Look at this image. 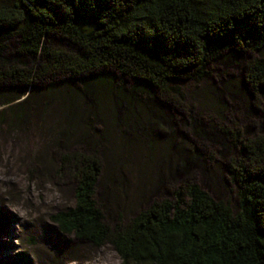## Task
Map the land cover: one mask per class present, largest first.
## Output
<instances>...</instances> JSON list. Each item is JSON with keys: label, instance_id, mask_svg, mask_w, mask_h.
Wrapping results in <instances>:
<instances>
[{"label": "trees", "instance_id": "trees-1", "mask_svg": "<svg viewBox=\"0 0 264 264\" xmlns=\"http://www.w3.org/2000/svg\"><path fill=\"white\" fill-rule=\"evenodd\" d=\"M263 49L264 0H0V95L9 96L4 104L17 122L30 95L63 88L68 95H92L91 85L106 74L122 82L123 92L131 83L128 93L143 97L152 111L160 105L169 116L185 118L181 85L209 80L228 65L229 53H240L248 55L239 64L243 86L264 126V108L255 106L264 92V59L256 56ZM216 129L208 138L186 140L217 142L224 151L235 209L214 199L192 174L179 173L184 182L169 197L110 226L96 199L100 155L68 150L61 137L51 150L53 170L59 179H72L73 205L50 221L64 236L98 248L109 244L121 264H264V130L250 136ZM88 137L81 142L87 145ZM194 156L191 165L202 155ZM14 221L0 210V233ZM0 264L35 263L23 250Z\"/></svg>", "mask_w": 264, "mask_h": 264}, {"label": "rangeland", "instance_id": "rangeland-1", "mask_svg": "<svg viewBox=\"0 0 264 264\" xmlns=\"http://www.w3.org/2000/svg\"><path fill=\"white\" fill-rule=\"evenodd\" d=\"M256 56L264 59V49ZM227 59L228 65L209 80L181 85L185 118L169 116L160 105L152 111L143 97H131V83L123 92L122 82L110 74L95 80L92 95H68L64 88L30 95L20 109L25 113L22 122L9 116V105L4 104L9 96L0 95V113L5 111V119H0V210L15 217L0 233V263L25 250L35 264H121L109 244L98 248L64 236L50 221V215L73 205L72 179H59L53 170L51 150L61 137L68 150L89 149L100 155L103 167L96 199L110 226L119 217L127 223L151 202L169 197L184 182L179 173L192 174V180L214 199L235 209V187L225 173L224 151L217 142L202 146L186 140L216 135V127L250 136L264 130L242 82L239 64L248 55L229 53ZM229 91L236 105L229 103ZM258 96L255 106L264 108V92ZM84 134L89 136L87 145L81 142ZM195 153L204 160L201 156L191 165L188 161L196 158Z\"/></svg>", "mask_w": 264, "mask_h": 264}]
</instances>
